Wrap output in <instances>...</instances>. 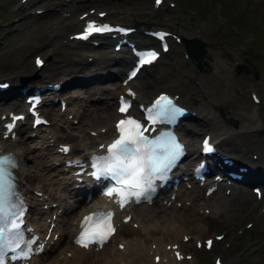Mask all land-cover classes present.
<instances>
[{
  "label": "bare ground",
  "instance_id": "bare-ground-1",
  "mask_svg": "<svg viewBox=\"0 0 264 264\" xmlns=\"http://www.w3.org/2000/svg\"><path fill=\"white\" fill-rule=\"evenodd\" d=\"M100 2L106 4L105 7H102L106 10L105 14H120L116 12L118 9L108 7V0H100ZM61 3L63 4L64 2L61 1ZM58 4L59 6L61 5L60 3ZM81 4V2L77 3V1H71L67 7L72 6V10L68 9L65 12L66 15L61 14L65 17V19L57 13L56 16L52 18L50 27L63 29L66 25H71V27L77 25L80 20L77 18L75 10ZM83 18H85V16H83L81 20ZM193 24H195L198 29H200L201 26V29L206 27L210 29L211 27L206 26V24H199L196 22H193ZM44 44L45 41L42 45ZM103 44L104 51L107 52V45L105 43ZM76 51L78 50L76 49ZM222 52L224 51L222 50ZM217 54L218 52L215 51V55ZM200 56H202V54L198 57ZM227 56L230 58V61L231 57L229 56V54H227ZM185 59L187 61H184L175 52L174 59L171 62V66L174 68L173 74H176L178 76V79H180V81H178L180 84V88L177 89L176 85V88H174L173 91L177 92L178 99L180 101H183L187 105L191 101L193 92L200 89L199 91L200 93H202L200 94L202 95V105L200 106V109L198 111V113H201V115L194 118L195 124L191 126H186V124H184L181 128L182 136L185 138L187 145L190 146L195 140V137L197 136V129L204 128L206 131L210 132L213 139H218L217 146L222 153H228V151H232L237 154V156L235 157L236 162L241 159L240 161L242 162L247 161L249 163H253L251 165V173L248 172L247 177L252 176L256 179H261L258 172L253 168L255 164L259 163V160L264 159V146L253 133L256 130L255 128H257V126L259 125L257 122L258 119L256 120V117H254L251 109L247 111V109H245L243 105H240L238 107L230 105L229 108L233 107V114L238 118V125L230 126L228 122H226L225 115L221 109V107L227 108V105L225 104H227L232 97V95H229L230 91H227L228 89L232 88V82L230 78L224 76L225 67L222 66L217 59H211L209 64H212V70H209L207 72L205 70L199 72L198 69L196 70V67L192 65L194 60L191 57L186 56ZM188 60L193 61L190 62ZM126 61L127 59L125 57H109V61L107 64H110L109 62H113V64L115 65H120L124 64V62ZM95 63L97 65H95L93 69L89 67L86 62L80 61H76V65L73 68H68L65 64L63 65V63H59V66L58 64L56 66L57 69L58 67H60L59 70H65V73L67 75L71 72L74 73L77 71H84L85 68L89 67V71L83 72V75L80 74L82 76L74 75L68 80H65V82L67 81L65 83V86H67L68 84L71 85V82H73L74 84H82L85 87L86 91L88 90L89 92L93 90L103 93L105 92L102 95L100 94L101 96L98 97V103L90 107H87L85 102L81 104L78 99H74L75 97L72 96V92H67V94H65L67 90L61 92V94H64L66 96V108L62 112H60L56 107L50 117V122L55 121L53 125L56 128H59L58 120L63 122L66 121L65 118H61V114L63 112L66 114V112L71 111L72 116H77L82 124L86 123L87 125L86 131L84 127V129H76V132L73 131L75 132L74 134L72 132L70 134H60V132L56 133V136L58 138L57 140L65 139L71 142L72 154H77L80 152L83 153V149L87 150L88 148L93 147L92 145L95 144L94 141L96 138L102 137L105 133H108V131L111 130L110 122L112 117L114 116V109L112 107V101L110 100L109 95L116 90H120V88L122 87L119 83L117 84L116 77L118 71L116 68L114 70L104 72L102 76L96 75L95 72H97L98 70L103 72L105 70L102 69L104 67H108V65H106V63L104 62V57L101 59L95 58ZM214 76L217 78V81L220 85V94L222 93L221 97L218 93V85L216 79H214ZM153 77L159 80L164 79L166 75L160 72ZM103 78H105L104 82H109V84L101 85L104 84L101 83L103 82L101 81ZM192 81L195 82V87L191 85ZM147 82L148 80H145L141 83V89L138 83H136L135 81L132 82L137 92L135 96L137 101L140 100V96L147 95V89L145 88ZM141 90L146 93L144 95H141L140 93L139 96V92ZM9 92L16 94L15 100L17 101L16 103H18L20 95L13 84H10L8 90L0 91V105L1 101H3L2 99H4L2 98L3 95ZM239 95L242 98L243 95ZM107 99L110 100L109 103H107ZM237 104H240V102ZM188 106L191 107L190 104ZM102 125L104 126V130L98 131L95 136L88 133L89 128L96 129L97 127ZM78 127L80 126L78 125ZM54 134L55 133H53V135ZM39 136L40 139L42 137L44 138L42 139L41 145L37 149L30 143V136H25V139H19L18 142L15 141V143L8 141L7 143L9 144V146L7 148H12L15 151L14 154L16 155L18 163V168L16 169L19 182L18 188L22 189L20 190L30 201V205L26 212L27 220H33L36 225H43L45 227L46 225L43 222V220L45 219L43 211L36 205V195L31 191V187L42 189L43 194H46V197L43 194L41 195L40 198L42 199L40 202H42L43 200L49 201L50 199L58 200L57 195L61 194V191L58 192V184L61 181L59 179H56V177L59 176L58 173L60 175L61 172L64 174H62V177H60L63 182L68 180V182L71 183V181H69L71 180V176L64 173L61 164L56 165L54 163L56 154H52V147L44 143L47 139L46 135L40 134ZM250 151L257 154V158L255 160L248 157L247 153H250ZM48 158L50 159L49 161ZM233 165H235V162L233 163ZM225 168H227V166L222 165V169ZM245 180L246 178L244 177V182ZM191 188H189V190H187L186 188H176L173 191L174 197L170 200L169 204H166L165 201H162L163 197L165 199H169L167 192L159 198H154L153 201L148 205L138 204L130 207L129 212L131 219L125 223H119L115 234L107 242V244L112 243L114 239L117 238L120 243L124 245V247L118 248L116 247V245H113V247L111 246V248L105 249L104 245L98 250L78 248L72 245L69 242V238L66 237L68 235L69 229L71 228L70 221H67V217H73L77 214V212L81 208L83 199L76 202H70L71 200L70 198H68L69 195L67 194V189L65 188L62 194L64 196L65 193L66 197H63L62 200L58 201V204H61L63 206V211L59 215H57L55 219L56 223L54 226V230L58 233V236L51 244V246H53V244L55 245L56 250L54 251L52 248H49L45 252L33 258L30 264H88L89 262H95L96 264H193L192 261H196L193 258L178 260L174 259L170 251L165 249V245L167 243L171 244L173 242H179V246L182 247L180 237L183 234L193 236L194 240L199 238L202 232L200 230L207 225L206 222L203 223L204 219L202 212L198 213V209L200 208L199 206L204 205L208 208L209 217L211 216V220L213 221L222 219V216L228 214L229 212V214H240L244 210V206L241 205L239 201L243 203L252 202L253 198L251 192H249L245 187H241L238 185L232 186V188H230L231 193H229L231 194L232 199L228 201H225L222 198L223 194H220L221 188L213 191L210 195L206 196H202L203 191L202 193L199 192L196 187ZM199 196L202 200L201 202ZM175 200L181 201L180 206H176L174 204ZM123 210L126 211L125 209ZM201 210H203V207H201ZM47 213L48 212H46V214ZM215 213H217L218 215ZM133 221L136 223L134 226L132 225ZM151 243H153V247H151ZM154 253L159 254V262L152 261V255Z\"/></svg>",
  "mask_w": 264,
  "mask_h": 264
},
{
  "label": "rangeland",
  "instance_id": "rangeland-1",
  "mask_svg": "<svg viewBox=\"0 0 264 264\" xmlns=\"http://www.w3.org/2000/svg\"><path fill=\"white\" fill-rule=\"evenodd\" d=\"M29 1H33V4L29 3L32 4L30 7H20L19 9H15V6L18 4V0H0V79L6 78L14 84L18 81L20 74H32L35 72L32 68L31 62V56L35 52H39L40 54L48 57L47 59L45 58L44 65L37 69L36 75L31 78V80H35L37 75H45V79H50L66 74L65 70H59L60 67L57 69L56 66L57 64L59 66V63H63V65L65 64L68 68H73L76 65V61H86L88 66L93 69L96 65L94 58L101 59L103 57L104 62L108 65V67H104L102 70H105L104 72H108L109 70L111 71L116 68L118 71L117 75L120 74V69H122L125 64L115 65L113 62H109L110 64H107L109 61L108 51L102 53L100 46L99 49L98 47H93L88 43L86 44L84 42L67 39L68 32H70L74 26L71 27L66 25L63 29L50 27L52 18L55 17L57 13L60 15L59 12L61 9V14L63 15H66L65 12L68 9L72 10V6L67 7L71 1L82 3L76 8L75 14L87 7H94V10L97 8L101 9L103 6L105 7L106 4L101 3L100 0H63L66 4L64 6H59L58 3L60 0ZM173 1H175L177 5L176 8H171L165 5V3H162V5L160 4V6L156 9H152L151 0H108V7L118 9L116 12L120 14H106V18L115 19L124 23H138L137 25L139 27L145 25L153 27L158 24L168 25V28L173 29L178 33V35L186 37L195 35L196 37L202 39L205 43V54L203 57L200 56L198 58L199 60L203 58L205 63H201L200 67H198L195 62L194 64H190L196 67L195 69H198L199 72L204 70L207 72L213 68L212 64H209L211 59H217L218 62L225 67L224 76L230 78L232 82V88L227 91H230L229 95H232V97L230 98V101L225 104L227 105V108L221 107L222 112L224 113L225 118L229 116L234 117L237 120V126L238 118L233 114V107L229 108V106L234 105L238 107L243 105L247 111L251 109V112H253L256 120L258 119L257 122L259 124L253 133L264 146V0ZM39 7L44 8L45 10L40 13H35L33 11L34 8ZM62 17L65 19L64 16ZM15 18L18 19L14 20ZM194 21L211 27L210 29L206 27L204 28V31L198 32L193 24ZM169 40V50H167L164 54H161L158 61L156 60L149 67L144 68L136 79V81L138 80L137 82L140 85V89L141 83L148 80L145 85L147 95L156 89L166 88L167 85L172 88H176L177 85V89L180 88V84L178 82L180 79H178L176 74H173L174 68L171 66V62L174 59L175 52L184 61L187 60L181 55L178 43H176L173 38H169ZM44 41L45 44L42 45ZM76 49L78 51H76ZM222 50L224 52H222ZM215 51L218 52L217 55H215ZM226 53L231 57L230 61V58ZM86 54L89 56L92 55V58L87 60L85 58ZM236 57L239 59L234 60ZM188 61L192 62L193 60ZM235 63L240 64L238 70L235 69ZM89 67H87L88 69L85 68L84 71H77L74 73L71 72L68 75L72 77L74 75H83V72L89 71ZM160 72L166 75L164 79L158 80L153 77ZM214 79L217 81L216 77ZM101 83H104L101 85L109 84V82ZM191 85L195 87V82L192 81ZM217 85L218 93L220 94V85L218 81ZM64 90H67L69 93L72 92L73 96H76L74 99H78L81 104L85 102L87 107L97 104V100L99 99L98 97L105 93L95 90L91 92L88 90L86 91L82 84H74L73 82H71V85H69L68 88L63 89V91ZM249 90L256 92V94L260 97V101L258 103H252L248 93ZM141 91L139 92V96L140 93L141 95L146 93L143 90ZM198 91L196 90L193 92V96L190 101L191 107H194L195 109L197 107L200 109V106L202 105V95H200L202 93ZM239 94L243 95L242 98ZM109 102L110 100L107 99V103ZM193 102L196 103V106H194ZM239 102L240 104H237ZM2 105L3 106H0V108H4L8 104ZM55 106L56 105H54V107ZM42 107H44L43 109L45 110L49 109V105ZM45 113L48 114V116L51 114V112ZM63 114L65 115L64 112ZM66 117L67 119L70 118V116ZM194 122L195 120L188 121L189 124H194ZM228 124L233 126L230 122H228ZM72 125H74L73 128L70 129V132L72 133H75L78 128H87L86 123L82 124L79 119ZM78 125L80 127H78ZM20 128L23 129L25 126L20 125ZM30 130L31 129H26L22 133L23 136L20 135V139H25V135ZM39 130L41 131L43 129L40 128ZM61 132L66 133L67 130H64L63 128L61 129ZM38 137L40 136L38 135ZM38 137L35 139L37 143L35 141L30 143L38 146L40 141ZM32 139L33 137L30 140ZM33 147L35 146L33 145ZM35 148L37 149L38 147ZM49 160L50 159L48 158V161ZM57 177L56 179L58 180L61 176ZM60 183H62V180ZM58 190V192H62L61 185ZM222 198L225 201H228L226 196H223ZM255 199H252V202H247L248 204L239 201V203L244 206L243 208L245 210H243L240 214H229V212L228 214L222 216V219L213 221L211 220L212 217L203 218L207 223V226L205 227L208 228L205 230L203 227L200 230L202 231L201 235L211 234L214 231L218 232L223 230L224 234L222 238L228 239L230 242L227 246H224L222 241H214L210 250L193 247L191 240H189V242H184V250L190 249L191 253L197 257L195 264H210L213 253H219L223 261L231 264H264V211L261 212L259 210L261 200L263 199ZM246 220H250L251 224L249 226H244L243 228V224ZM109 247L110 245L105 248ZM88 264L96 263L89 262Z\"/></svg>",
  "mask_w": 264,
  "mask_h": 264
},
{
  "label": "snow or ice",
  "instance_id": "snow-or-ice-1",
  "mask_svg": "<svg viewBox=\"0 0 264 264\" xmlns=\"http://www.w3.org/2000/svg\"><path fill=\"white\" fill-rule=\"evenodd\" d=\"M156 3L159 5L161 0H156ZM107 29L108 26H97L95 22H90L78 38L86 39L93 32H102ZM157 35L163 37L166 34ZM164 48L167 50L166 44ZM157 58L158 53L149 50L138 58V63L151 64ZM37 63L41 61L37 59ZM135 75L136 72L133 71L131 76ZM129 107L130 104L122 99L119 111L126 113ZM150 111L154 113L151 119L156 122L170 121L182 109H178L167 97L161 96ZM20 119L23 117H13V121ZM40 122L36 121V123ZM13 127L14 123L6 125L8 131H11ZM116 131L117 138L107 145L106 155L93 157L92 175L98 178L107 177L112 181L104 194L114 198L115 202L123 208L131 200L139 201L142 198H148L150 190L155 186L154 182L166 179L169 171L183 155L184 145L171 133L149 139L144 135L145 129L140 122L131 117L119 120ZM202 146L204 151H212L208 139L202 142ZM101 147L105 146L101 145ZM68 150L67 147L62 148L65 152ZM17 168L18 163L13 154H0V237L8 241V246L13 249L20 248V244L10 241L9 234L18 232L23 223V201L17 189L15 176ZM113 215L111 210H98L85 216L80 222V230L74 242L85 249L92 245L102 248L116 232ZM130 219L131 217H126L125 222ZM28 243V250H20L17 256L21 258L29 256L30 244L35 243V240ZM208 244L210 246L211 241H208ZM120 247L123 248L124 245ZM176 255L178 259H182L178 252ZM156 260L159 262L160 257H156ZM0 264H5L2 251H0Z\"/></svg>",
  "mask_w": 264,
  "mask_h": 264
},
{
  "label": "water",
  "instance_id": "water-1",
  "mask_svg": "<svg viewBox=\"0 0 264 264\" xmlns=\"http://www.w3.org/2000/svg\"><path fill=\"white\" fill-rule=\"evenodd\" d=\"M193 42H197L194 45H192ZM185 43L187 45L189 53L196 57V55L200 54L202 52V41L192 38V40H185Z\"/></svg>",
  "mask_w": 264,
  "mask_h": 264
}]
</instances>
